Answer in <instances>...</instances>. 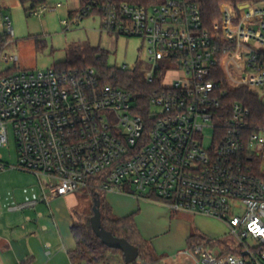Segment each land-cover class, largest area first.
Masks as SVG:
<instances>
[{
  "label": "built area",
  "instance_id": "1",
  "mask_svg": "<svg viewBox=\"0 0 264 264\" xmlns=\"http://www.w3.org/2000/svg\"><path fill=\"white\" fill-rule=\"evenodd\" d=\"M219 13L208 28L193 0H87L63 21L70 29L100 15L104 32L141 38L152 64L148 93L107 84L95 68L0 78V148L11 127L17 169L39 180L42 202L85 187L132 188L171 212L224 222L246 253L193 245L197 264H264V250L257 255L245 243L264 246V122L255 127L249 107L225 104L231 91L264 90V0L224 2ZM255 94L264 103V92ZM142 97L146 117L138 114ZM9 168L0 155V173Z\"/></svg>",
  "mask_w": 264,
  "mask_h": 264
},
{
  "label": "rangeland",
  "instance_id": "2",
  "mask_svg": "<svg viewBox=\"0 0 264 264\" xmlns=\"http://www.w3.org/2000/svg\"><path fill=\"white\" fill-rule=\"evenodd\" d=\"M80 7L81 0H45L47 9H43L41 14L35 15L32 12L28 15L19 0H0V35L2 40H6L0 53V73L13 68L35 71L56 68V64L66 61L70 49L94 47L105 52L108 68L118 73L124 72L122 70L124 66L128 67L127 71L136 68L139 79L144 80L146 72L152 68L146 43L141 38L116 36L104 32L102 18L95 14L68 29L63 21L69 22L70 12ZM7 17L11 22L10 29L6 23ZM253 91L259 94L264 92L259 88H253ZM211 134V130H206V136ZM0 155L5 163L13 167L0 173V208L2 206L7 210L9 206H19L28 202L25 189L41 191V185L35 176L17 169L16 139L11 127H9V142L7 147L0 148ZM94 193L87 187L74 193L78 201L76 209L85 213V217L93 215ZM12 216L16 221L22 222L24 212L18 211ZM179 216L189 220L191 218V214L185 212H181ZM214 230L217 232V226ZM218 232L219 238H213L211 240L213 244L205 246L210 251L221 252L222 249L243 248L229 230L220 229ZM161 243L167 249L171 247L170 245H174L176 250H168L164 261L155 264H186L184 261L194 260L191 255L193 245L190 248L187 239L184 241L180 236H166ZM245 243L255 252L260 244L252 238ZM181 250H185L184 252L191 250V253L185 255L178 253ZM171 253H174V257ZM156 259L154 256L152 261ZM122 260L120 256L111 254L105 264H123Z\"/></svg>",
  "mask_w": 264,
  "mask_h": 264
},
{
  "label": "crops",
  "instance_id": "3",
  "mask_svg": "<svg viewBox=\"0 0 264 264\" xmlns=\"http://www.w3.org/2000/svg\"><path fill=\"white\" fill-rule=\"evenodd\" d=\"M24 192L28 202H37L34 208H0V264H73L70 254L76 250L77 242L72 227L78 215H85L77 211L78 201L74 193L47 204L40 200L42 190L33 191L30 188ZM103 199L112 216L131 218L139 239L147 242L150 258L144 264L160 263L167 257L168 250H176L174 245H170L169 249L163 246L161 240L166 236H180L189 242L191 235L196 233L210 242L213 238H219L220 229L229 230L224 222L202 214L185 212L191 214V218H182L179 216L181 212H171L163 203L150 200L137 192L105 193ZM18 211L24 212L22 222L16 221L12 216ZM215 226L217 232L214 230ZM184 251L178 253L185 255L187 251ZM111 254L123 259L118 252ZM154 256L157 259L153 262ZM184 262L197 263L195 258Z\"/></svg>",
  "mask_w": 264,
  "mask_h": 264
},
{
  "label": "trees",
  "instance_id": "4",
  "mask_svg": "<svg viewBox=\"0 0 264 264\" xmlns=\"http://www.w3.org/2000/svg\"><path fill=\"white\" fill-rule=\"evenodd\" d=\"M87 0H81V7L85 5ZM202 9L206 18V26L211 28L212 25L220 20L219 8L224 2H231L233 0H193ZM22 6L25 8V12L31 15L32 12H36L39 9L45 7V0H19ZM80 9L70 12L69 16L72 18L75 13ZM6 40L1 39L0 35V53L2 46ZM58 69H72L84 71L88 68H96L98 74L103 78L105 83L114 84L121 88L133 91L134 93H148L149 87L144 83L143 80L139 79L137 70L124 71L118 73L106 66L105 52L99 48L94 47H75L70 49L66 61L56 64ZM19 70L13 68L6 72L0 73V78L5 75H10L18 72ZM222 77V72H221ZM227 108H230L236 102H240L245 106L249 107L254 115L253 125L255 127L260 126L264 122V103L260 100V97L256 95L252 90L248 88H242L239 90L231 91L230 95L225 101ZM139 105L143 109L138 111V114L146 117L148 115L147 98H140ZM257 169L260 170V165H257ZM95 192L93 199L101 200V212H102V224L107 231H110L114 236L126 239L129 243L136 246L139 249L140 259L132 264H144V261H148L149 257V246L147 242L139 239L137 234V228L132 223L131 218H115L111 215L108 205L103 199V191H91ZM128 193H134L132 188L125 190ZM93 216V215H92ZM76 221L72 227L73 236L77 242V248L70 254V258L73 264H102L108 260V256L111 253H120L123 257V253L119 250L108 248L102 243V241L94 233L90 219L91 217H85V215H78ZM190 248L192 245H211L213 242H208L204 237L198 236L193 233L188 242ZM264 246H259L256 249L258 255ZM223 254H233L237 256H246L243 248L238 249H222ZM125 263V260H124ZM126 264V263H125Z\"/></svg>",
  "mask_w": 264,
  "mask_h": 264
},
{
  "label": "water",
  "instance_id": "5",
  "mask_svg": "<svg viewBox=\"0 0 264 264\" xmlns=\"http://www.w3.org/2000/svg\"><path fill=\"white\" fill-rule=\"evenodd\" d=\"M91 227L96 236L110 249L119 250L123 253L126 264H132L140 259L139 249L124 238L114 236L107 231L102 224L101 200L95 199L93 216L90 219Z\"/></svg>",
  "mask_w": 264,
  "mask_h": 264
}]
</instances>
